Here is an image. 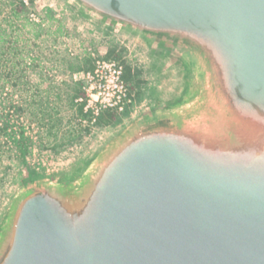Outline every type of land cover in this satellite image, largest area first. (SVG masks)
Returning a JSON list of instances; mask_svg holds the SVG:
<instances>
[{"label": "water", "instance_id": "95a60500", "mask_svg": "<svg viewBox=\"0 0 264 264\" xmlns=\"http://www.w3.org/2000/svg\"><path fill=\"white\" fill-rule=\"evenodd\" d=\"M184 86L66 188L28 185L0 264H264V0H66Z\"/></svg>", "mask_w": 264, "mask_h": 264}, {"label": "rangeland", "instance_id": "374dc122", "mask_svg": "<svg viewBox=\"0 0 264 264\" xmlns=\"http://www.w3.org/2000/svg\"><path fill=\"white\" fill-rule=\"evenodd\" d=\"M107 56L125 64L133 103L93 122L75 102L80 74ZM183 72L66 0H0V237L28 185L80 182L132 123L177 97Z\"/></svg>", "mask_w": 264, "mask_h": 264}, {"label": "built area", "instance_id": "2783aa9c", "mask_svg": "<svg viewBox=\"0 0 264 264\" xmlns=\"http://www.w3.org/2000/svg\"><path fill=\"white\" fill-rule=\"evenodd\" d=\"M81 91L75 98L82 112L95 122L106 111L125 112L133 103L126 66L118 58L98 57L80 74Z\"/></svg>", "mask_w": 264, "mask_h": 264}, {"label": "trees", "instance_id": "16d2710c", "mask_svg": "<svg viewBox=\"0 0 264 264\" xmlns=\"http://www.w3.org/2000/svg\"><path fill=\"white\" fill-rule=\"evenodd\" d=\"M108 58H113L111 56H107ZM93 66L91 65L88 69L92 68ZM129 109V108H128ZM128 109L126 111H128Z\"/></svg>", "mask_w": 264, "mask_h": 264}, {"label": "crops", "instance_id": "0c3cea01", "mask_svg": "<svg viewBox=\"0 0 264 264\" xmlns=\"http://www.w3.org/2000/svg\"><path fill=\"white\" fill-rule=\"evenodd\" d=\"M94 64V63H93ZM93 64H92V66H93Z\"/></svg>", "mask_w": 264, "mask_h": 264}]
</instances>
